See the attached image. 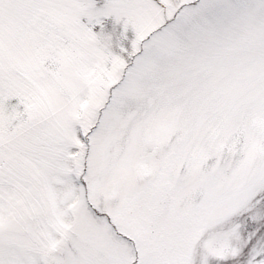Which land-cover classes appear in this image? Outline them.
Instances as JSON below:
<instances>
[{"label": "snow or ice", "instance_id": "obj_1", "mask_svg": "<svg viewBox=\"0 0 264 264\" xmlns=\"http://www.w3.org/2000/svg\"><path fill=\"white\" fill-rule=\"evenodd\" d=\"M0 264H264V0H0Z\"/></svg>", "mask_w": 264, "mask_h": 264}]
</instances>
